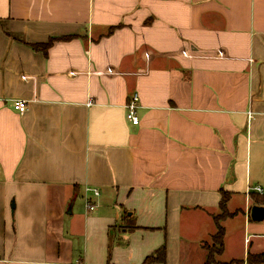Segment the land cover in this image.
Instances as JSON below:
<instances>
[{"label":"crops","instance_id":"crops-1","mask_svg":"<svg viewBox=\"0 0 264 264\" xmlns=\"http://www.w3.org/2000/svg\"><path fill=\"white\" fill-rule=\"evenodd\" d=\"M255 186L264 0H0V264H207L221 190L216 258L252 264Z\"/></svg>","mask_w":264,"mask_h":264},{"label":"trees","instance_id":"trees-1","mask_svg":"<svg viewBox=\"0 0 264 264\" xmlns=\"http://www.w3.org/2000/svg\"><path fill=\"white\" fill-rule=\"evenodd\" d=\"M71 37V36H66ZM65 38V37H61ZM60 38L52 37L49 39L47 43H38L35 45L37 49H46L47 47L52 44L55 40H58ZM222 199L220 202V208L221 213L218 215H215L214 218L217 222V232L214 234L213 239L216 244V248H211L209 245H205V247L208 250V256H207V264L213 262V255L214 254H220L224 250V237H225V228L222 225L221 221L229 216H233L236 212H230L227 208V203L231 197V193L229 191L221 190ZM167 260V248L166 245H162L157 250H155L152 254L147 256L143 262V264H166ZM243 262V260H232L230 262L224 263V264H233V263H240ZM247 262L249 263H264V252L261 253H249L247 256Z\"/></svg>","mask_w":264,"mask_h":264},{"label":"built area","instance_id":"built-area-1","mask_svg":"<svg viewBox=\"0 0 264 264\" xmlns=\"http://www.w3.org/2000/svg\"><path fill=\"white\" fill-rule=\"evenodd\" d=\"M91 103L92 102L90 101L89 104ZM14 107L18 111L24 112L28 108V102L23 99H17L14 101ZM126 107H127L128 120L131 121L133 124H139L140 122V117L138 114L139 96L137 93L133 95V97L130 99ZM253 190H255L259 194L264 193V188L261 186H255L253 187ZM86 192L92 193L94 197H99L100 195V191L97 188L86 187ZM86 206L89 210H93L96 207V203L92 201V197H90L89 194H87L86 196Z\"/></svg>","mask_w":264,"mask_h":264},{"label":"water","instance_id":"water-1","mask_svg":"<svg viewBox=\"0 0 264 264\" xmlns=\"http://www.w3.org/2000/svg\"><path fill=\"white\" fill-rule=\"evenodd\" d=\"M251 219L254 221L264 220V205H253L250 209Z\"/></svg>","mask_w":264,"mask_h":264},{"label":"rangeland","instance_id":"rangeland-1","mask_svg":"<svg viewBox=\"0 0 264 264\" xmlns=\"http://www.w3.org/2000/svg\"><path fill=\"white\" fill-rule=\"evenodd\" d=\"M233 238H235V235H233ZM207 245H209V247H213V248H216V244H215V242H214V239L213 238H211V239H209L208 241H207ZM219 264V262H218V260H217V258H216V254H214L213 255V262H211V264ZM226 263V262H225ZM222 264H224L223 262H222Z\"/></svg>","mask_w":264,"mask_h":264}]
</instances>
